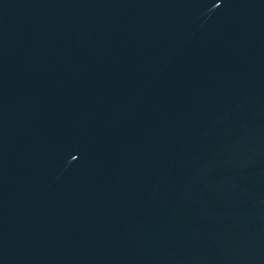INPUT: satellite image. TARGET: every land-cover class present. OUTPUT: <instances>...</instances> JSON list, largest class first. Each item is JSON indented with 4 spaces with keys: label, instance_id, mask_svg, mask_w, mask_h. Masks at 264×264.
Segmentation results:
<instances>
[{
    "label": "water",
    "instance_id": "95a60500",
    "mask_svg": "<svg viewBox=\"0 0 264 264\" xmlns=\"http://www.w3.org/2000/svg\"><path fill=\"white\" fill-rule=\"evenodd\" d=\"M0 264H264V0H0Z\"/></svg>",
    "mask_w": 264,
    "mask_h": 264
}]
</instances>
